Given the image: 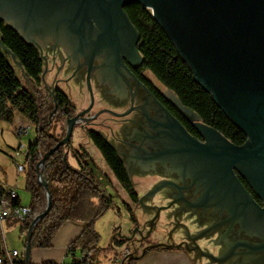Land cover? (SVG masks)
<instances>
[{"label":"water","instance_id":"water-1","mask_svg":"<svg viewBox=\"0 0 264 264\" xmlns=\"http://www.w3.org/2000/svg\"><path fill=\"white\" fill-rule=\"evenodd\" d=\"M133 3L150 11L187 64L193 81L245 134L242 146H235L203 124L196 113L183 106L146 70L144 77L205 140L199 142L123 67L120 56L133 68L143 61L136 48L138 32L124 12V7ZM1 22L38 50L45 68L41 79L46 63L39 44L55 36V46L61 44L66 52L86 60L90 96L91 74L100 68L99 82L107 81L112 87L106 92L122 93L132 105L142 108L134 118L138 127L132 130L133 135L126 136L123 130L125 146L95 132L115 150L132 185L134 174L155 173L177 179L155 184L139 199L146 211L151 207L142 201L160 191H164L163 199L171 200L156 209L152 222L162 224L173 218L169 236L177 227H184L195 258L203 256L209 264H229L230 259L231 264H264V0H0ZM0 48L21 69L1 40ZM92 103L91 98L86 109L64 120V137L36 165L37 181L47 193V206L26 233L25 262L29 261L31 231L51 205L41 176L43 162L60 146H69L78 122L92 119L84 117ZM55 110L56 105L48 123ZM235 173L248 183L262 206L243 189ZM171 188L176 190L175 196L166 192ZM193 214L197 218L191 223L209 224V228L189 235L188 227L178 224V220ZM215 231L219 237L212 241ZM117 236L126 242L134 241V232ZM202 239L206 242L203 248L198 244ZM213 243L222 244L220 257L211 253Z\"/></svg>","mask_w":264,"mask_h":264},{"label":"trees","instance_id":"trees-1","mask_svg":"<svg viewBox=\"0 0 264 264\" xmlns=\"http://www.w3.org/2000/svg\"><path fill=\"white\" fill-rule=\"evenodd\" d=\"M124 12L139 35L136 48L143 61L139 67L141 74L137 78L154 98L168 109L188 133L192 135L197 133L194 127L144 77L143 73L146 70L159 84L173 92L183 106L196 113L203 124L219 132L234 145H242L246 141L245 134L229 121L212 101L210 94L193 81V75L187 64L181 60L171 40L152 19L150 11L138 3H133L125 6ZM0 40L20 64L25 75L23 79L20 78L14 64L0 52V121L12 124L18 115L37 130V137L28 144L24 156L25 189L30 195L26 206L30 208L31 213L22 221L20 234L26 237L34 217L39 216L47 206V193L37 181L36 165L40 161V154H46L65 134V131L61 135L55 134L54 130L49 128L72 116L75 107L63 91L55 89L50 97L49 113L53 111L54 105L56 110L52 113L50 122L48 123V117H41L39 100L43 83L40 76L44 64L38 50L25 43L16 31L3 22L0 23ZM85 134L110 175L127 195L130 204L136 203L138 194L129 182L124 164L115 150L94 130H86ZM68 151L69 146L67 148L60 146L43 162L41 176L48 188L51 205L49 211L31 231L29 264H31L32 250L52 248L54 236L67 222L83 225L80 233L68 245L67 258L80 255L85 257L84 264H94L92 254L98 248L100 238L94 229V224L111 209L113 200L92 177L87 168L88 163L85 161L78 163V168L70 166L67 161ZM10 202L13 206L20 205L19 198ZM130 204L124 203V206L134 222ZM125 243L123 239H115V245L118 247ZM140 258L138 256L134 259V256H131L127 264H133Z\"/></svg>","mask_w":264,"mask_h":264},{"label":"flooded vegetation","instance_id":"flooded-vegetation-1","mask_svg":"<svg viewBox=\"0 0 264 264\" xmlns=\"http://www.w3.org/2000/svg\"><path fill=\"white\" fill-rule=\"evenodd\" d=\"M92 25L94 28L97 27L94 23H92ZM54 40H55V36H52L50 39L51 42V45L49 47L50 49H48V51L51 53L49 54L50 57L49 55L48 57L51 60L52 70L54 69L53 79L51 80L52 89L60 90V88H58V85H62L66 91L64 93L70 99L72 105H73L72 102L73 93L76 94L77 100L81 102H84L83 100H85L84 103H86V105L79 111H76L75 108V113L73 115L86 109L90 105L91 98L93 99L92 107L89 113L84 116L85 118H92V119L88 123L80 121L82 122L80 123V127L83 130H85L84 129L85 126H93L96 128H100L102 131H105L109 135H111V137L114 138V140H117L116 134L119 133L123 134L124 129H126V133L128 135H133L132 130L138 127L134 118L141 113L142 108L136 105H132L129 101V98L125 97L122 93H119L117 91L106 92L112 90V88L107 81L99 82L100 74H101L100 68H95L91 74L90 88H91L92 96H90L86 84V76L88 74V70L85 67L86 60H84V57L82 55L66 52L65 48L61 44H57L55 46L53 44ZM120 58L123 67L126 66L133 75V78L136 81H139L137 76L141 74V72L139 71L140 65L133 68L124 59V57L120 56ZM46 62L47 61L45 59V63ZM44 69L45 68L43 67V70ZM47 71L48 69L45 70L44 75L47 73ZM143 75L145 74L143 73ZM41 80L43 81V79ZM163 107L168 111V109L165 106ZM190 135L195 139H197L199 142L205 143V140L199 134L196 133L195 135L192 134ZM115 142H117L119 145L125 146V143L123 144V141H119V142L115 141ZM242 145H235V146H242ZM235 174L237 176V180L240 182L243 189L253 198V200L259 206H262V201L255 195V193L253 192L252 188L248 185V183L241 176L237 175V173ZM174 181H177V179H175ZM153 186L154 185H150L149 190L138 196L137 202L133 204L135 206L134 208L135 211H139L143 215H147V213L149 212L152 214H149L147 218L141 220L135 219L134 217L133 223L135 228L133 231L129 233L130 235L132 232H134V241L129 242L130 244H132V246H134L133 251L131 250L133 253L132 256L138 255L140 257H143L146 253L149 252L150 249L154 247H160V248L171 247V250H179L185 254L191 255L192 256L191 258H193V261L195 262H202L204 260L207 261V259L204 258L203 256L200 258H195V252L189 248L190 241L185 239L187 237L185 236L184 227H177L176 229L173 230V232L169 236L170 231L174 228L173 218L165 220L162 224L160 223L156 224V222L151 221V219L156 213V209L166 206L171 201L169 199H163L162 197H164L163 196L164 191L163 192L160 191L155 195L149 197L152 203L148 205V207L151 208L147 209L148 211L147 212L141 206V203H139V199H142L146 194H148V192L151 190ZM166 192L171 196H175L176 194V190L172 188L166 189ZM153 198L157 200V204H154L153 202L154 200L152 201ZM128 204H130V202ZM131 210L134 216L132 207ZM192 221H194V219H192L190 216L189 218L186 219H179L178 224L187 226L190 232L189 235H196V234H192L189 228V225H191ZM168 236L169 239H167ZM199 242L200 241H198V244L200 245ZM201 247L203 248L204 246ZM219 255H221V253ZM231 262L232 259H230L229 264H231Z\"/></svg>","mask_w":264,"mask_h":264},{"label":"rangeland","instance_id":"rangeland-1","mask_svg":"<svg viewBox=\"0 0 264 264\" xmlns=\"http://www.w3.org/2000/svg\"><path fill=\"white\" fill-rule=\"evenodd\" d=\"M50 45H51L50 41L43 43V44L41 43L39 44V47L42 48V55L48 62V63L46 62L47 64L46 69H48V71L52 73V75L49 76L50 78L46 76L47 74L46 73L42 81L43 89H42L40 100H39L41 117H49L50 115L49 108L51 107L50 96H51V91H52L51 77H53V73H54V69L52 70L51 60L49 58L50 57L49 54H51L48 51V49H50L49 48ZM0 52L4 56H6V58H8L10 62H12V64H14V66L16 67L18 71L20 78L23 79L25 77L24 73L19 68V66L15 62L12 61L10 55L7 52L1 50V48H0ZM58 88L64 89L62 85H58ZM83 101L85 102V100ZM72 102L75 103V106L80 105V103L83 104L82 107L86 105V103L81 102L76 99L75 93H73ZM78 123L75 125V128L72 132V137H71V141L69 145V151H68V156H67V161L69 164L73 162L70 149L71 147L75 146L74 144L75 134L77 130L81 128L80 123L82 122H78ZM0 125H2L5 128L3 134H1L0 132V180L4 182L5 178H7V180L13 184L16 182L14 185L13 184L12 185L17 187L16 191L19 196V200L21 201V204L23 206H26L29 203L30 195L28 191L25 189L24 175L26 172V166L24 164V157L22 155L15 153V151L13 152L11 159L8 157V155H6L7 153L10 152V148L17 146V140L11 134L10 124L0 121ZM30 126H31L30 133L22 141L27 146L29 142H33L37 137L36 128L33 125H30ZM49 129L54 130L55 134L61 135L66 129L64 120L60 121L56 125H51ZM84 129L85 130L95 129V127L85 126ZM13 160H16V162L19 164H23L25 167V172L19 176L16 174V169H15ZM84 161L88 163L87 168L91 172L92 177L100 184V186L106 191V193L112 197V200H113V205L111 209H109L94 224V229L100 235V238H99L98 248L92 254L93 261H94V264H107L113 259L114 255L117 253L115 252L114 254V251L108 246L112 232L119 231L120 235L127 236L129 235L131 231L134 230L135 227H134V223L132 222L129 216V213L127 212L124 206L123 199L127 201L128 200L127 195L123 192L119 184L115 182L114 178L110 175L104 163L102 162L101 158L99 156H90V158L86 156L84 158ZM75 168H78V165H76ZM3 170L6 172V175H3L4 174ZM134 181L136 180L134 179ZM132 187L135 188L134 185H132ZM136 187L139 189L141 188L138 185H136ZM131 207L135 208V206L132 203H131ZM21 224H22V221H19V220H7L6 222L3 223V227H4L5 237L7 239L8 246L11 249L17 250L19 253H24L25 236L20 234ZM126 247L133 251L134 246H132V244H127ZM117 249L118 247L116 248V250ZM33 250H37V249H33ZM44 251L45 250H42L41 253H44ZM151 251H153V249L149 250V252ZM41 253L40 255H43Z\"/></svg>","mask_w":264,"mask_h":264},{"label":"crops","instance_id":"crops-1","mask_svg":"<svg viewBox=\"0 0 264 264\" xmlns=\"http://www.w3.org/2000/svg\"><path fill=\"white\" fill-rule=\"evenodd\" d=\"M51 67H52V64H51ZM51 75H52V73L49 71L46 74V76H48V77ZM51 79H53V77H51ZM60 90H62L63 92H66L65 89L60 88ZM73 105L76 108V111H79V109L83 108L82 103H80V105H78V106H75V103H73ZM17 117L21 118L18 115L16 116V118ZM22 120L24 122L28 123L24 119H22ZM10 125H11V134L15 138L14 131H13L14 123H12ZM0 127H1L0 132H1V134H3L5 128L2 125H0ZM91 130L99 131L101 134L104 135V137L106 138L107 141H110L111 139L114 140V138H112L111 135H109L105 131L102 132V130L100 128L95 127V129H91ZM126 136H132V135H128L126 133ZM116 139L117 140H114V141H118V142L123 141V144H124L123 134H121V133L116 134ZM74 144H75V146L71 147V149H70L71 156L73 158V162L70 164V166H72L74 168L76 165H78V163H83L84 158L86 156L89 158H90V156H99L98 152L95 150V148L91 144L90 140L87 138V136L85 134V130H83L82 128L77 130V132L75 134ZM15 148L16 147L10 148V152L6 154V155H8V157L10 159L12 157L13 152L16 150ZM124 167H125V165H124ZM24 172H25V167H24L23 173ZM3 173H4L3 175H6V172L4 170H3ZM134 179L136 181H134ZM174 180H175V178H173L171 176H160V175L155 174V173L144 174L142 176L134 174L131 176V182L134 184V186L136 188V189L135 188H133V189L138 194V196H140L142 193L149 190L150 185H155V184L160 183V182H167V181H174ZM1 184H2V187H4V188L14 187L13 186L14 184L9 182L7 180V178H5L4 182L1 181ZM136 185L140 186L141 188L140 189L137 188ZM123 201H124V203L129 202V200L126 201L125 199H123ZM152 201L154 202V204H157L156 199L153 198ZM142 202L144 205H147V206L150 205V203H152L149 198L143 200ZM20 204H21V201H20ZM132 209H133L135 219H140V220L145 219L150 214V213H147V215H143L139 211H135L133 207H132ZM195 217L197 218L196 214L191 215V218L194 220H195ZM199 225H200V223L198 221L191 223V225H189V228H190V231L192 234H197L196 232H199L200 230L209 228V224H203L201 226H199ZM197 226H199V227H197ZM82 228H83V225L80 223H77V222L64 223L53 238L52 248L45 250L44 253H41L42 250H33L30 253V263L31 264H41L44 262H50V263H55V264H66V263H68L69 259L67 258V255H66V249H67L69 243L80 233ZM118 233H120V232L119 231H113L112 232L110 242L108 245L109 248H111L114 251V254L116 252V248L118 247L117 245H115V239L118 238V236H117ZM218 237H219V233H218V231H215L214 234L210 237V239L212 241H216L218 239ZM199 243L201 246H204L206 242L204 239H202ZM127 244H130V243L129 242L125 243L124 246H126ZM152 249H153V251L146 253L143 257L140 258V260L139 259L135 260V262L133 264H209L208 260L207 261L204 260L202 262H195V261H193V258H191L192 257L191 255L185 254L179 250H171V249L160 248V247H154ZM221 249H222V244L213 243V245H210L211 253H213L215 256H218V257L221 256V255H219L220 253L222 254ZM40 253L43 255H40ZM135 256L138 257V255H134V259L136 258ZM194 260H195V258H194ZM106 263H107V261H106ZM107 264H110V262H108Z\"/></svg>","mask_w":264,"mask_h":264},{"label":"built area","instance_id":"built-area-1","mask_svg":"<svg viewBox=\"0 0 264 264\" xmlns=\"http://www.w3.org/2000/svg\"><path fill=\"white\" fill-rule=\"evenodd\" d=\"M14 136L17 140V146L15 153L25 156L27 145L22 141L30 133L31 126L24 122L21 118L15 117L14 119ZM43 155L40 154V159ZM16 174L20 175L24 171V165L19 164L16 160H13ZM16 186L13 188L2 187L0 181V264H29L24 260V253H19L15 249H11L7 244L5 237L3 223L7 220H19L24 221L31 213L28 206L16 205L13 206L10 201L18 199L19 196L16 191ZM38 216L34 217L36 219ZM69 250V247L66 249ZM116 254L110 261V264H127L128 259L133 255L132 251L126 246L118 247ZM84 256H72L69 259L68 264H84Z\"/></svg>","mask_w":264,"mask_h":264}]
</instances>
